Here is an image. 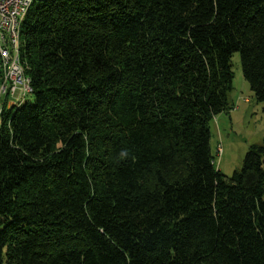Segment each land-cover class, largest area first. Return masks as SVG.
Segmentation results:
<instances>
[{"label": "trees", "instance_id": "16d2710c", "mask_svg": "<svg viewBox=\"0 0 264 264\" xmlns=\"http://www.w3.org/2000/svg\"><path fill=\"white\" fill-rule=\"evenodd\" d=\"M35 1L32 100L0 114V261L264 264V138L230 176L209 145L236 51L264 111V0Z\"/></svg>", "mask_w": 264, "mask_h": 264}, {"label": "rangeland", "instance_id": "374dc122", "mask_svg": "<svg viewBox=\"0 0 264 264\" xmlns=\"http://www.w3.org/2000/svg\"><path fill=\"white\" fill-rule=\"evenodd\" d=\"M230 68L233 77L227 92L228 111L215 114L209 122V145L214 166L226 176L239 170L249 147L261 144L264 138L262 104L255 99L242 77L237 51L230 58ZM24 98L25 101L32 100L31 94ZM12 101L17 104L16 98H12ZM0 264H7L3 255Z\"/></svg>", "mask_w": 264, "mask_h": 264}, {"label": "bare ground", "instance_id": "6f19581e", "mask_svg": "<svg viewBox=\"0 0 264 264\" xmlns=\"http://www.w3.org/2000/svg\"><path fill=\"white\" fill-rule=\"evenodd\" d=\"M35 0H23L22 5L17 10V14L13 19V29H12V50H13V61L17 67L18 73L21 75L24 86V95L31 93L29 78L24 74L23 66L20 60V50H21V39H20V26L21 23L29 9V7L34 3ZM6 41L5 38H0V107L1 112L3 109H9L10 107L16 105L12 99L4 101L5 87L10 84V79L12 76V68L10 66V61L8 60L6 53ZM19 104L24 97H14Z\"/></svg>", "mask_w": 264, "mask_h": 264}, {"label": "built area", "instance_id": "2783aa9c", "mask_svg": "<svg viewBox=\"0 0 264 264\" xmlns=\"http://www.w3.org/2000/svg\"><path fill=\"white\" fill-rule=\"evenodd\" d=\"M23 0H0V38H5L6 41V53L10 66L12 68V76L10 84L5 87L4 101L12 99L14 97H25L24 86L25 83L22 80L21 75L18 73L17 67L13 61L12 50V29L13 19L17 14L18 8L22 5ZM2 107V106H1ZM0 107V114H1ZM219 151V150H218Z\"/></svg>", "mask_w": 264, "mask_h": 264}]
</instances>
